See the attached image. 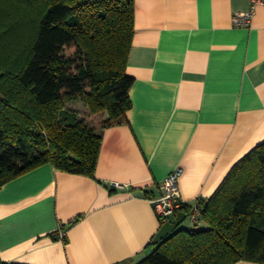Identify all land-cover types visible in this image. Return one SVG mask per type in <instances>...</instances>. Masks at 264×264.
Here are the masks:
<instances>
[{
  "label": "crops",
  "instance_id": "0c3cea01",
  "mask_svg": "<svg viewBox=\"0 0 264 264\" xmlns=\"http://www.w3.org/2000/svg\"><path fill=\"white\" fill-rule=\"evenodd\" d=\"M249 9L248 0H134L127 123L102 130L106 114L83 106L100 117L82 116L101 135L93 178L44 165L0 188L2 262L138 264L163 226L152 201L169 174L179 171L186 204L214 195L264 143V7L250 28L231 24Z\"/></svg>",
  "mask_w": 264,
  "mask_h": 264
},
{
  "label": "trees",
  "instance_id": "16d2710c",
  "mask_svg": "<svg viewBox=\"0 0 264 264\" xmlns=\"http://www.w3.org/2000/svg\"><path fill=\"white\" fill-rule=\"evenodd\" d=\"M133 35L134 0H0V188L44 165L94 177L101 135L67 104L106 114L102 130L127 123ZM197 202L206 228L150 242L138 264H264V143Z\"/></svg>",
  "mask_w": 264,
  "mask_h": 264
},
{
  "label": "built area",
  "instance_id": "2783aa9c",
  "mask_svg": "<svg viewBox=\"0 0 264 264\" xmlns=\"http://www.w3.org/2000/svg\"><path fill=\"white\" fill-rule=\"evenodd\" d=\"M248 2L250 3V9L248 11L238 12L232 16L231 24L233 27L250 28L254 16V8L256 6L264 7V0H248ZM178 178L179 171L169 174L161 184V196L152 201L154 211L160 224L162 223L164 225L170 222L171 218L182 212L181 209L184 204H186L182 201L180 196ZM191 205L192 208L189 215H191L192 221L196 223L200 217L197 200ZM58 236L60 240H64V233L62 231L58 232Z\"/></svg>",
  "mask_w": 264,
  "mask_h": 264
},
{
  "label": "rangeland",
  "instance_id": "374dc122",
  "mask_svg": "<svg viewBox=\"0 0 264 264\" xmlns=\"http://www.w3.org/2000/svg\"><path fill=\"white\" fill-rule=\"evenodd\" d=\"M67 106L69 108L72 106L73 109L80 110V111L83 109V105L80 102L67 104ZM80 114H81V116L85 117L86 119H89L90 121H88V123L91 124V125H96L97 121L100 118V117H96L95 119H92V118H90V116L84 115L82 112H80ZM203 228H206L204 223H202L201 221H198V222L194 223L192 221V219H191V215H189V216L186 217L184 222H182V224L179 226L178 229H185V230H194L195 229V230H199V229H203Z\"/></svg>",
  "mask_w": 264,
  "mask_h": 264
},
{
  "label": "water",
  "instance_id": "95a60500",
  "mask_svg": "<svg viewBox=\"0 0 264 264\" xmlns=\"http://www.w3.org/2000/svg\"><path fill=\"white\" fill-rule=\"evenodd\" d=\"M185 219V214L181 212L178 213L176 215V221L174 223L168 222L160 228L159 232L156 234L153 240V243L158 244L160 241L167 238L171 233L175 232L179 228V226L182 224V222H184Z\"/></svg>",
  "mask_w": 264,
  "mask_h": 264
}]
</instances>
